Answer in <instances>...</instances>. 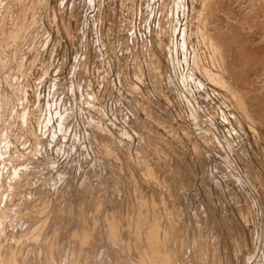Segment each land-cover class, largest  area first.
<instances>
[{"label":"rangeland","instance_id":"374dc122","mask_svg":"<svg viewBox=\"0 0 264 264\" xmlns=\"http://www.w3.org/2000/svg\"><path fill=\"white\" fill-rule=\"evenodd\" d=\"M3 1L0 16L16 12ZM36 3L33 36L0 67V128L14 152L0 180L37 227L33 249L62 246L72 258L67 240L80 212L79 223L94 228L91 264L127 259L147 216L176 228L178 264H264V124L238 106L239 95L264 94V65L236 74L223 65L231 34L264 57V0ZM19 62L28 69L23 101L3 80H22ZM25 108L21 126L15 112ZM119 221V231L109 228Z\"/></svg>","mask_w":264,"mask_h":264},{"label":"bare ground","instance_id":"6f19581e","mask_svg":"<svg viewBox=\"0 0 264 264\" xmlns=\"http://www.w3.org/2000/svg\"><path fill=\"white\" fill-rule=\"evenodd\" d=\"M37 3H38V1H37ZM37 3H36V0L35 1L34 0H5V1H3L2 5L4 6L5 13L12 11L14 7H16V9H14V10H16V12L13 13L14 12L13 11L12 13H10L11 14L10 16H7V14H6V16H5V14L0 16V67L4 66L5 63H6V60L11 58L12 56L15 59L16 58L15 55H14L16 53L15 51L18 49V47L21 44L24 43V41L27 42V39L31 36L30 34H31L32 30H34L33 28L35 26L34 25L35 17H38L35 14V9L37 7ZM254 4H252V6L250 8H254V6H255ZM206 10H208V9H206ZM212 34H209V36L212 35ZM231 35L232 36L230 38H227L225 36L224 39L221 36V38L224 41H226L227 43L228 42H232L233 45H235V46H233V53H232L231 58L228 61H226V62L224 61L225 64L222 62L223 65L226 66L225 71H227V72L229 71L232 74H236V66H238L239 68H245V67L257 68L259 66L264 65V57H262V55L257 53L253 48L251 49V48L247 47L246 45H243L242 43H240V40L237 39V35L236 36H233L234 34H231ZM213 37L215 38L216 36H212V38ZM219 37L220 36L218 35L217 36V40L218 41H220ZM220 43L219 44L216 43V45H220ZM32 45L30 46L31 48H33ZM212 45H213V43H212ZM212 45H211V47H213ZM33 46H35V44ZM224 46H225V44H224ZM216 48L217 47L215 46V49ZM219 48H221V47H218V49ZM215 49H213V50L215 51ZM220 50H219V52H222ZM225 50H227V49L225 48ZM223 53L224 52H222V54ZM33 55H34V53H33ZM222 57H223V55H222ZM222 57H221V59H222ZM227 58L228 57H226V59ZM22 64L23 63L19 62V63H16L14 65L15 66L14 69H16V71L19 70V71H21L23 73V75H22L23 78H22L21 81H18V80L15 81L14 77H12V76H9V77H4L3 76L4 77L3 80H5V83H7L9 85V87L13 88L14 91L16 90V94H18L20 96L21 100L23 101V100H25L23 98V96H24L23 87L26 85V83L28 81V71H26L27 68L25 69V66L23 67L24 64L23 65ZM14 69L13 68H11V69L8 68L7 70L5 69V71H6V73H9L10 75H13V70ZM0 71H3V70L0 69ZM221 71H222V73H224V69H221ZM207 73H209V72H207ZM15 74H16V72H15ZM229 79H230V77H229ZM0 82H1V79H0ZM234 86H236V85H234ZM2 87H3V85H2ZM4 88L5 87H3V89ZM255 89H258V88H255ZM233 90L234 89H231V91H233ZM1 91H0V97H1L0 98V106L2 104L6 105V102H7L6 101V94L3 91L1 93ZM236 92H234V93H236ZM233 95H236V94H233ZM240 96H242L241 99H240ZM235 97L238 100V97L237 96H235ZM239 100L240 101L238 102V106H240L242 108H239V107L238 108H239V110L241 109V114L244 117V119L252 120L255 124H260V125L264 124V94L256 93V94H252V95H247V94L246 95H239ZM20 103H21V101L19 100V104ZM233 104H236V106H237V103H233ZM15 113L18 114L17 116L19 118L18 120L21 122V126L22 125L24 126L25 124L27 125L26 120L28 118V115H27L26 108L21 113H18V112H15ZM2 129L4 130L3 132H1L2 130L0 128V156H1V158H0V173L1 174L4 173V171H3L4 169L5 170L6 169L7 170L8 169L11 170L12 166H9L10 168L7 167V165L5 164L4 160H6V161L9 160L10 161V165H11L12 157L14 155L13 154L14 152L12 153V152L7 151V146H9L8 144H11L10 140H8V137L10 135V134H8L9 131H8L7 127L2 128ZM2 133H4L3 134L4 135L3 138H2V135H1ZM39 138L40 137H38V139ZM262 148H264V147H262ZM102 151H104V150H102ZM107 154H110V152L108 150L106 151V156H107ZM262 158H264V157H262ZM106 166H107V164H106ZM15 174H16V171H15ZM143 174H145V172H143ZM148 175H150V173H148ZM2 176H4V175H1V177ZM4 184L5 183L3 182V180H0V264H91L90 258L93 257V256L90 254V251L87 250L88 248H86V246L89 245V241L91 240V238L93 236V230L92 229H94V228L92 227V229H91L92 231L91 230L87 231V229H85L84 226H82V224L79 223V219H78L79 217L84 218V215H86V214H82L80 212L76 213L77 215L74 214V215H76V219H75V222H73V223L76 226H73L74 227L73 232H72V234H70L71 232L69 233V238L67 240V243L70 242V248L72 250V258L68 257V258L63 259L61 257L60 248H62V246L60 248H56L55 246L51 247V245L50 246L45 245L44 247L42 246V249H36V248L33 249L34 247L32 246V243H31V238L32 237H31L30 234H31V232L33 230H36L37 227L33 226L32 220L30 219V215L26 212L27 210L17 209V207L19 205L18 204V201H19L18 197H16L15 195H12L10 193L11 189H9L8 185L6 187H3ZM18 190H21V189L19 188ZM29 190H31V189H29ZM21 193H23V192H21ZM99 193H100V191H99ZM101 193L103 194V192H101ZM32 199H33V197H32ZM55 201H56V199H55ZM93 203H95V201ZM100 204L102 205V203H100ZM103 204H104V200H103ZM84 206H86V205H84ZM54 207H55V205H54ZM74 209L78 211L77 208H74ZM90 209H91V207H90ZM165 210H167V209L165 208ZM190 213H193V212H190ZM115 215H116V213L114 211V212H112V216L111 217L114 218ZM139 215H140V212H139ZM140 217H141V215H140ZM74 218H73V220H74ZM142 219L144 220V223H142L139 226V229H137L136 233L134 234V241L131 242V244H132L131 245V250L127 251V253H128V258H127L128 261H127V263H125V261L127 260L126 258L124 259V258L121 257L120 254H116L115 256H112L113 260H114V261H112V263L111 262L109 263L106 260V261L101 262L100 264H178L176 262L175 249L173 248V246H171L172 245L171 244L172 243V234L174 233L173 231H175L176 228H174V227L170 228V226L160 225V223L157 222V220H155V219H152L151 222L145 221L147 219V216H145ZM148 219H150V218H148ZM90 221H91V218H90ZM92 221H94V219ZM104 222L107 223L106 214L104 215ZM94 223L96 224V221ZM120 223L121 222L119 221L118 225L109 224V228L113 229L115 227L114 229L119 231ZM121 230H123V233L121 234L119 232L118 235H117V237L119 239L116 238L115 241H117V239H118L119 242H121V241L124 242L125 241V243H126V241L129 240V235L130 234H127L128 228L126 227V225H123V222L121 224ZM53 233H55V232H53ZM96 235H95V237H96ZM65 237H66V235H65ZM115 237H116V235H115ZM106 239H107V237H106ZM92 240H94V239H92ZM108 241H109V239H108ZM47 243H49V242H47ZM54 245H55V243H54ZM67 246H68L67 247V249H68L69 245H67ZM30 247L32 248L31 251L33 250L31 254H30V251H29ZM106 247H108V246H106ZM137 247H138V254H135L133 252V250L135 248H137ZM103 255H101V256H103ZM89 256H91V257H89ZM88 257H89V259H88ZM135 259H136V262H135Z\"/></svg>","mask_w":264,"mask_h":264}]
</instances>
